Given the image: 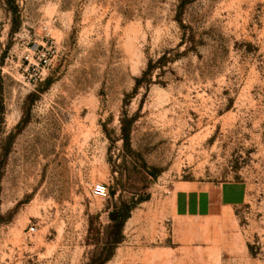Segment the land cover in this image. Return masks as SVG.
Masks as SVG:
<instances>
[{
	"label": "rangeland",
	"instance_id": "374dc122",
	"mask_svg": "<svg viewBox=\"0 0 264 264\" xmlns=\"http://www.w3.org/2000/svg\"><path fill=\"white\" fill-rule=\"evenodd\" d=\"M0 213V264H264V0H0Z\"/></svg>",
	"mask_w": 264,
	"mask_h": 264
},
{
	"label": "built area",
	"instance_id": "2783aa9c",
	"mask_svg": "<svg viewBox=\"0 0 264 264\" xmlns=\"http://www.w3.org/2000/svg\"><path fill=\"white\" fill-rule=\"evenodd\" d=\"M93 194L95 196H99V197L104 196L106 194V189L102 184H99V183L95 184L93 186ZM33 230H34V228L31 226L29 228V231H33Z\"/></svg>",
	"mask_w": 264,
	"mask_h": 264
},
{
	"label": "water",
	"instance_id": "95a60500",
	"mask_svg": "<svg viewBox=\"0 0 264 264\" xmlns=\"http://www.w3.org/2000/svg\"><path fill=\"white\" fill-rule=\"evenodd\" d=\"M118 219V215L116 213L110 214V220L116 221Z\"/></svg>",
	"mask_w": 264,
	"mask_h": 264
},
{
	"label": "trees",
	"instance_id": "16d2710c",
	"mask_svg": "<svg viewBox=\"0 0 264 264\" xmlns=\"http://www.w3.org/2000/svg\"><path fill=\"white\" fill-rule=\"evenodd\" d=\"M5 223L4 217L0 213V226ZM116 225V224H115ZM101 264V263H100Z\"/></svg>",
	"mask_w": 264,
	"mask_h": 264
}]
</instances>
